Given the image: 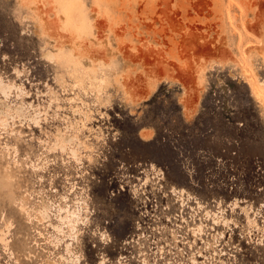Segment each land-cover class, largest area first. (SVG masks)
I'll use <instances>...</instances> for the list:
<instances>
[{
  "label": "rangeland",
  "instance_id": "rangeland-1",
  "mask_svg": "<svg viewBox=\"0 0 264 264\" xmlns=\"http://www.w3.org/2000/svg\"><path fill=\"white\" fill-rule=\"evenodd\" d=\"M251 81L264 0H0V264H264ZM126 204L132 253L89 251L88 205Z\"/></svg>",
  "mask_w": 264,
  "mask_h": 264
},
{
  "label": "flooded vegetation",
  "instance_id": "flooded-vegetation-1",
  "mask_svg": "<svg viewBox=\"0 0 264 264\" xmlns=\"http://www.w3.org/2000/svg\"><path fill=\"white\" fill-rule=\"evenodd\" d=\"M121 164H124L121 162ZM132 168H137V164L131 165ZM128 170L127 167H123V165L118 166V172L115 175L116 181L120 182L123 181L119 177L123 175V170ZM131 171L136 169H130ZM121 171V172H119ZM126 176V175H125ZM130 176H134L130 174ZM137 178V177H136ZM117 193H113V195H117L121 193V191H125L126 189L122 187L121 184L118 183L117 185ZM128 192H131L129 190ZM132 198V196H131ZM87 211L90 213L89 219L90 222L88 224L87 229L85 230V237L87 238V249L90 251L96 247L95 242H104L102 239L105 235L111 236L110 232H113V229L116 228V232L119 235L120 239L118 242H112L111 238L108 239L110 243H114L117 245L116 255L115 258L121 257L120 253L125 251L127 253H132V248L124 246L125 244H130L133 242V237L138 236V230L145 228L144 226L140 227L141 221L140 219V212L138 211V207L135 205H121L119 207H115L113 211L108 210H99L94 206L88 205ZM147 211V210H145ZM141 215L145 218L149 217V212H141ZM142 223H147V221H142ZM110 231V232H109ZM108 244L107 241L104 242ZM89 246V247H88ZM132 247V245H130ZM105 246H102V249H105ZM119 254V255H118ZM94 260L103 258L104 253H99V251L95 250L93 252ZM124 257H128L126 254L123 255ZM99 262V261H98Z\"/></svg>",
  "mask_w": 264,
  "mask_h": 264
},
{
  "label": "bare ground",
  "instance_id": "bare-ground-1",
  "mask_svg": "<svg viewBox=\"0 0 264 264\" xmlns=\"http://www.w3.org/2000/svg\"><path fill=\"white\" fill-rule=\"evenodd\" d=\"M249 78V77H248ZM249 80H251L250 78H249ZM251 86H252V90H253V94L257 97V98H259L260 100H263L264 99V94L262 93V91L260 90V88L256 85V84H254L252 81H251ZM142 135H143V137H145V138H147V134H144V133H142ZM5 147H8V146H6L5 145ZM13 148V147H12ZM15 148H17V147H15ZM15 152H17V149H15ZM9 168V167H8ZM245 214H248L247 212H245ZM41 215L44 217V218H48L49 217V214H47L46 212H41ZM12 222H7L6 223V229H7V231H9L10 230V228L12 227ZM57 229H59L60 230V227L59 226H57L56 227ZM6 231V232H7ZM6 232H1L0 234H1V236H0V242L1 243H3L5 246H8L9 245V242H10V240L8 239V237H6ZM10 233V232H9ZM49 264H57L55 261H53V262H49Z\"/></svg>",
  "mask_w": 264,
  "mask_h": 264
},
{
  "label": "built area",
  "instance_id": "built-area-1",
  "mask_svg": "<svg viewBox=\"0 0 264 264\" xmlns=\"http://www.w3.org/2000/svg\"><path fill=\"white\" fill-rule=\"evenodd\" d=\"M151 216H153V215H151ZM151 217H148V219H150Z\"/></svg>",
  "mask_w": 264,
  "mask_h": 264
}]
</instances>
